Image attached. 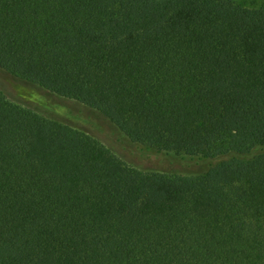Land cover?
Here are the masks:
<instances>
[{"label":"trees","instance_id":"obj_1","mask_svg":"<svg viewBox=\"0 0 264 264\" xmlns=\"http://www.w3.org/2000/svg\"><path fill=\"white\" fill-rule=\"evenodd\" d=\"M0 71L206 168L143 172L0 89V264H264V5L0 0Z\"/></svg>","mask_w":264,"mask_h":264},{"label":"rangeland","instance_id":"obj_2","mask_svg":"<svg viewBox=\"0 0 264 264\" xmlns=\"http://www.w3.org/2000/svg\"><path fill=\"white\" fill-rule=\"evenodd\" d=\"M248 8L264 5V0H236ZM0 89L10 100L38 112L40 115L82 130L103 143L120 160L143 172H177L196 174L206 170L185 156L166 155L132 143L104 116L83 104L53 96L0 71Z\"/></svg>","mask_w":264,"mask_h":264}]
</instances>
